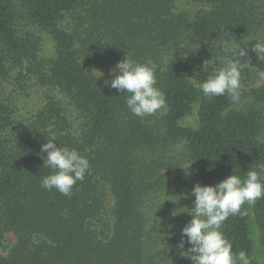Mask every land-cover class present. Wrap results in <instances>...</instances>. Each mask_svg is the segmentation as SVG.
Segmentation results:
<instances>
[{
    "label": "trees",
    "instance_id": "obj_1",
    "mask_svg": "<svg viewBox=\"0 0 264 264\" xmlns=\"http://www.w3.org/2000/svg\"><path fill=\"white\" fill-rule=\"evenodd\" d=\"M191 1L179 10L178 0H0V249L7 235L16 239L0 264H193L181 255L191 245H178L194 183L243 180L264 164V80L255 87L264 68L251 51L264 40V0ZM26 24L55 43V57L35 69L62 98L21 124L4 84L13 69L38 62ZM218 44L248 52L237 103L197 86L223 66L228 53ZM125 58L157 65L165 114L133 115L124 93L92 73ZM48 135L90 162L69 195L41 186L51 173L41 152ZM167 207L185 209L173 227L155 217ZM220 231L236 264H264V197Z\"/></svg>",
    "mask_w": 264,
    "mask_h": 264
},
{
    "label": "clouds",
    "instance_id": "obj_2",
    "mask_svg": "<svg viewBox=\"0 0 264 264\" xmlns=\"http://www.w3.org/2000/svg\"><path fill=\"white\" fill-rule=\"evenodd\" d=\"M251 51L264 62V40H256ZM217 47L228 53L222 61L223 66L216 68L205 81H198L197 86L204 96L211 99L215 96L227 94L233 103L241 98V72L250 67V59L241 63L239 58L248 56V52L240 46L229 50L222 44ZM212 59L203 63V70L209 72ZM157 65L151 60L138 63L125 58L110 70L112 79L105 81V86L124 93L126 106L137 117L155 114L165 108V94L156 87ZM103 74L99 71H95ZM259 75L264 78V71ZM41 152L46 153L44 165L51 169V173L41 180V186L46 190L55 188L61 194L69 195L77 181H82L90 168L89 160L76 149L60 147L55 138L48 135V141L41 146ZM190 167V166H189ZM195 197L191 211L192 219L182 229L180 249L185 242L191 245L188 254L193 264H236L235 254L231 243L220 231L221 224L230 215L235 216L241 211L246 202L254 203L264 197V164L246 172L242 180L238 175H230L215 186H201L196 184L192 190ZM187 238L185 241L184 238Z\"/></svg>",
    "mask_w": 264,
    "mask_h": 264
},
{
    "label": "rangeland",
    "instance_id": "obj_3",
    "mask_svg": "<svg viewBox=\"0 0 264 264\" xmlns=\"http://www.w3.org/2000/svg\"><path fill=\"white\" fill-rule=\"evenodd\" d=\"M191 4H193L191 0H178V9L186 10L191 6ZM24 31L31 32L39 40L38 43L40 53L38 62L31 63L30 69L28 65L20 69H13L8 76V82L4 84V87L5 97L10 101L15 102L14 110H17V113H15L14 118L21 124H28L30 123V121H34L36 115L46 108L49 101H52L54 99L58 101L59 98H62V93L52 85L47 84L45 75H41L38 69H35L39 64H41L42 60L47 64V61L49 62V60L55 57L54 41L47 33L30 24L25 25ZM259 62L264 68V62L260 60ZM115 66L116 64H113L110 69H105L100 65V63H97L92 67V73L97 77L98 80L104 82L108 81L110 83L111 79L113 78L110 74V70L114 69ZM95 71H99L103 75L99 77L100 74L96 73ZM263 80L264 78L260 79L258 83H256L255 87L260 86ZM160 111L162 115L166 113L165 108L161 109ZM175 151V153H177V156L179 157V154H182L184 152L183 146L179 145L175 148ZM178 159H182L184 162H186L185 157H181ZM186 168H189L187 162L184 163L182 172H184ZM196 184L194 183V186ZM112 205L113 203L110 202V206ZM244 205H246L247 208L250 207L249 202H246ZM193 206L194 203L192 205V209ZM190 207L191 205L189 206V208ZM192 209L190 210L188 209V207L186 209V211H188L189 213V216H191L190 214H192ZM184 212L185 209L183 208L175 209L167 207L162 208L161 213L155 217L158 219V221H162L166 226L173 227L180 218L181 220L184 218ZM153 215L156 214L153 213ZM188 218H192V216L187 217V222ZM169 231L171 230H168L167 232ZM6 238L8 239V242L5 243L6 250L0 249V254L2 253L3 255H7L11 247L16 243V239L13 235L9 234Z\"/></svg>",
    "mask_w": 264,
    "mask_h": 264
}]
</instances>
